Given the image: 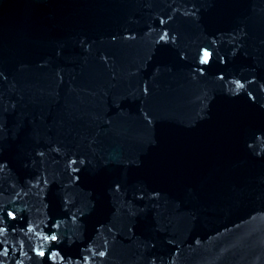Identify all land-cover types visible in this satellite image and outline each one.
I'll return each mask as SVG.
<instances>
[{
	"label": "water",
	"instance_id": "1",
	"mask_svg": "<svg viewBox=\"0 0 264 264\" xmlns=\"http://www.w3.org/2000/svg\"><path fill=\"white\" fill-rule=\"evenodd\" d=\"M0 71L7 264H264V0H0Z\"/></svg>",
	"mask_w": 264,
	"mask_h": 264
},
{
	"label": "snow or ice",
	"instance_id": "2",
	"mask_svg": "<svg viewBox=\"0 0 264 264\" xmlns=\"http://www.w3.org/2000/svg\"><path fill=\"white\" fill-rule=\"evenodd\" d=\"M192 15H195V12H193ZM169 19H171V17ZM160 23L163 25L165 22H164L163 19H161ZM149 31H151V29H149ZM115 39H116V37L113 36V40H115ZM169 40H171L172 43H175L176 40H177V37L175 35L169 36L167 30H165L164 34L159 35V40L157 41V43L159 44L160 41L167 42ZM212 43L215 44L216 41L213 40ZM233 51L235 52V49H233ZM199 53H200V55H199V64L208 65L209 69H210L211 68V61H212L213 53L209 50L208 47H201L199 49ZM180 56H181V59H183V53H181ZM225 61H226V58L224 56H220L219 57V62L221 64H224ZM194 71L199 73V75L201 77H203L205 75L206 69L203 68V67H197V68L194 69ZM0 78H4V73L2 71H0ZM256 79H257V76L255 74H252L251 75V79L250 80H245L244 83L241 82V79H234V80L231 81V83L235 84V89L228 88V91L232 92L233 94H237L240 89L244 88L245 83L251 85V84H253L256 81ZM216 80L217 81H225V75H224L223 70L219 71V74L216 76ZM145 91H147V89H145ZM260 91H264V84H261ZM247 95H248L249 98H251L253 100L255 99V97L253 96V93L251 91H249L247 93ZM261 108H264V105H261ZM149 123H151L150 120H149ZM256 139L259 140V137H256ZM248 147L251 149V148H253V145L249 144ZM54 151H59V149H54ZM39 155H43V153H39ZM256 155L257 156H261L262 154L260 152H257ZM74 163H75V161H70L69 162V166L71 167V165L74 164ZM80 163L84 164L85 160L81 159ZM88 163H91V161H88ZM125 163H129V162L125 161ZM4 168H5V165L3 163H0V172H2L4 170ZM71 170H72V172H76L77 171V169L74 168V167ZM76 179H78V177L70 176V180H76ZM44 183L47 184L48 181L45 180ZM116 188L119 189L120 185L117 184ZM153 195H157V194L153 193ZM139 198L142 199L143 197L141 196ZM64 203H65V205L68 204L67 199H65ZM77 212H79L81 216H83L84 213L81 212V210L78 208V209H76V212H73L72 215H71V220L73 222V225L78 228L80 225H79V217L77 216ZM15 218H16V216H15V213L13 211H8L6 217L0 216V237H3L5 232H6V227L4 226L6 220H14ZM59 225H60V222L53 223V224H51V228L52 229H57L59 227ZM27 227H28V232L31 233L32 230H33V225L31 224V222L28 223ZM129 230L131 231V229H129ZM14 231H15V229H14ZM41 235H42L43 241L49 242V243L48 244H44V245H42V246H40L38 248H33L32 249V251L35 253L36 257L41 258L37 262V264H44L45 259L53 261V262H55L57 259H59L60 261H65L64 255H62L61 252L57 250L59 245L65 239L64 235H62V234H60L59 232H56V231H52L51 234H43V233H41ZM73 235H74V233L67 236V240H68L69 243H72ZM6 243H7L6 240L0 241V264H7L8 253H9L10 249L3 246ZM88 250H91V246H89ZM12 251H14V249H12ZM19 254H20L21 257H26L27 256V253L23 250V246H21ZM98 255L100 257H105L106 252L101 250V251L98 252ZM83 261H84V264H88L89 256L88 255H84L83 256ZM17 264H23V261L22 260H18ZM65 264H73V262H72L71 259H68L65 262Z\"/></svg>",
	"mask_w": 264,
	"mask_h": 264
}]
</instances>
